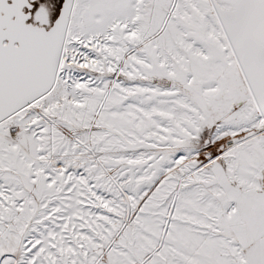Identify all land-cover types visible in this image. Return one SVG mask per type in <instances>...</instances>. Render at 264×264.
<instances>
[{"label": "snow or ice", "instance_id": "6c2138e0", "mask_svg": "<svg viewBox=\"0 0 264 264\" xmlns=\"http://www.w3.org/2000/svg\"><path fill=\"white\" fill-rule=\"evenodd\" d=\"M0 264H264V0H0Z\"/></svg>", "mask_w": 264, "mask_h": 264}]
</instances>
